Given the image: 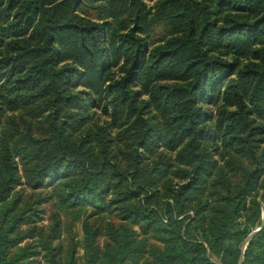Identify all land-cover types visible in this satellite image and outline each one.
I'll return each mask as SVG.
<instances>
[{"label":"trees","instance_id":"1","mask_svg":"<svg viewBox=\"0 0 264 264\" xmlns=\"http://www.w3.org/2000/svg\"><path fill=\"white\" fill-rule=\"evenodd\" d=\"M120 1L0 0V264H264V0Z\"/></svg>","mask_w":264,"mask_h":264},{"label":"rangeland","instance_id":"2","mask_svg":"<svg viewBox=\"0 0 264 264\" xmlns=\"http://www.w3.org/2000/svg\"><path fill=\"white\" fill-rule=\"evenodd\" d=\"M85 5L77 11V13L81 16H84L90 20L93 21H103V20H109L114 22L115 19L120 18L125 15V8L123 7V3L120 1L119 4H115V6H111L109 3L110 0H84ZM147 7H152L156 0H144ZM116 3V2H115ZM112 10L115 11V14L112 13ZM154 11V8L151 10V12ZM159 17H155L157 19ZM148 23V24H147ZM145 29L147 32H149V38L151 41L156 42L159 40L162 36L166 33V28L164 22L160 20H151L150 23L146 22ZM82 88V87H80ZM211 107V106H210ZM212 108V107H211ZM214 109V108H213ZM96 110V112L99 114V110L95 109L94 107L89 108V112ZM118 128L114 129V132H116ZM139 152H142V149L139 150ZM158 153V151L156 152ZM155 153V154H156ZM167 153H164V155ZM141 157V154H140ZM168 158V156H166ZM235 163L246 165V166H253L254 162L252 160H249L248 158H240V160L236 161ZM264 164V163H263ZM264 176V173H263ZM45 184H49L48 181L45 180ZM44 184V185H45ZM51 185L48 186L50 188ZM18 188H24L25 192H29L31 188L27 184H22L16 186V189ZM255 196V194L253 195ZM257 200H260V196H257ZM40 208L42 209L40 212V216L35 218L36 224L39 226H43V233L45 236L51 235V229L52 225H54L55 221H53L54 217H58L60 225L58 227L60 235L53 239V243L55 246L58 247V249L62 252H64L67 248V246L70 243V239L76 240L81 237V229H80V221L81 218L86 216L88 212H90L91 207L84 206L79 211H76L77 208H68L66 210H62L60 208V205H58L56 202L53 203L51 201L43 202L40 205ZM83 216V217H82ZM110 218H114L111 214H105L100 217L99 221L107 220ZM31 223L26 222L24 223V227L30 226ZM136 229L137 227L134 226ZM31 238L23 240L19 245L24 247L26 245H32ZM78 252H82V248L78 247ZM37 258H40L39 256Z\"/></svg>","mask_w":264,"mask_h":264},{"label":"water","instance_id":"3","mask_svg":"<svg viewBox=\"0 0 264 264\" xmlns=\"http://www.w3.org/2000/svg\"><path fill=\"white\" fill-rule=\"evenodd\" d=\"M263 219H264V214H263ZM259 229H260V227L257 228V229H255L254 231H252V232L247 236V238H246V240H245V243L248 242V240L250 239V237H251L256 231H258ZM241 260H242V258H240L238 264L241 263Z\"/></svg>","mask_w":264,"mask_h":264}]
</instances>
